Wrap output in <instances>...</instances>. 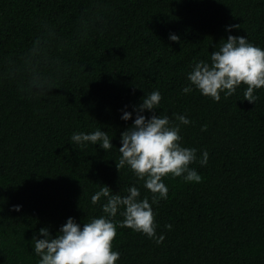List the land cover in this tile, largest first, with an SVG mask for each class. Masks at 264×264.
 I'll return each mask as SVG.
<instances>
[{"label": "trees", "instance_id": "obj_1", "mask_svg": "<svg viewBox=\"0 0 264 264\" xmlns=\"http://www.w3.org/2000/svg\"><path fill=\"white\" fill-rule=\"evenodd\" d=\"M230 34L264 49V0H0V264H37L41 227L54 237L68 217L103 215L105 198L91 203L103 185L122 196L137 186L164 237L117 227L115 264H264V88L253 103L244 84L219 102L182 92L190 66ZM153 90L155 114L190 120L180 143L197 150L190 167L201 176L166 175L167 199L155 204L115 166L133 107ZM98 128L110 150L70 139Z\"/></svg>", "mask_w": 264, "mask_h": 264}, {"label": "clouds", "instance_id": "obj_2", "mask_svg": "<svg viewBox=\"0 0 264 264\" xmlns=\"http://www.w3.org/2000/svg\"><path fill=\"white\" fill-rule=\"evenodd\" d=\"M234 27L237 25H228L226 31L230 32ZM169 40L179 42L180 38L170 34ZM222 41L218 49L210 53V62L199 60L190 66L191 70L186 74L189 83L182 92L189 93L195 89L202 96L219 102L221 93L227 98L244 84L247 86L244 100L255 102L254 92L264 88V49L249 42L247 36L230 34ZM161 99L160 92L153 90L144 94L141 102L133 107L135 119L120 134V156L118 163L115 162L118 171L127 167L138 180L144 181L143 187L153 194L152 204L167 199L168 188L162 178L168 174L182 177L185 182L201 181L196 169L190 167L197 160V150L183 147L180 143L181 125L190 124V120L185 115H176L177 122L173 123L169 116L155 114ZM145 111L151 115L146 117L142 114ZM133 112L122 110L120 118L128 121L132 119ZM70 139L81 148L90 143L107 151L114 146L112 138L99 128L87 133L74 132ZM207 160L205 151L199 163L204 166ZM102 198H105L101 204L103 215L82 225L75 218L68 217L54 237L47 227L39 229L38 234L42 238L33 235L32 251L39 257L37 264H115L120 257L112 247L117 227H128L155 239L156 243L163 241V235H156L157 225L149 199H140L137 186H130L127 194L122 196L103 185L91 196V203L96 205ZM13 207L20 211V205ZM118 212L123 220L114 222ZM167 227L171 228V225Z\"/></svg>", "mask_w": 264, "mask_h": 264}]
</instances>
